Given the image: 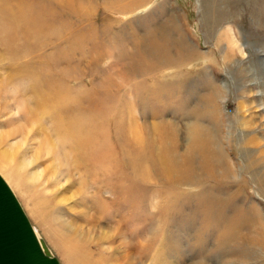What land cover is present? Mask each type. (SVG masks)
I'll return each mask as SVG.
<instances>
[{"label":"rangeland","instance_id":"obj_1","mask_svg":"<svg viewBox=\"0 0 264 264\" xmlns=\"http://www.w3.org/2000/svg\"><path fill=\"white\" fill-rule=\"evenodd\" d=\"M202 130L219 168L172 171ZM0 173L60 264H264V0H0Z\"/></svg>","mask_w":264,"mask_h":264},{"label":"bare ground","instance_id":"obj_2","mask_svg":"<svg viewBox=\"0 0 264 264\" xmlns=\"http://www.w3.org/2000/svg\"><path fill=\"white\" fill-rule=\"evenodd\" d=\"M25 20H27V19L25 18ZM158 44H159V46L157 47V51L158 52H161L162 53V52L167 51L166 50L167 48L165 47L166 46L165 45L166 42H163L161 44L158 43ZM144 53L147 54L148 52H145L144 51ZM149 54H151V53H149ZM54 94H55V92L45 93V95H49V98H46V99H50ZM61 121L63 122L64 119L61 120ZM61 125L63 126V128H61V130H66V133L65 134H62V136H61L62 143L64 142L65 139H67L69 137H73L74 135H77V133L79 132V130L75 126H73V125L72 126H70V125H67L66 126V124H61ZM191 127H192V125H191ZM93 130L94 129H92L91 126H86V127L83 128V130H82L83 133L81 135H86L87 137H92V135L94 134V131ZM204 130L199 131L202 134L196 135V137H193V139L190 138L192 140V142H191L190 146L188 148H186L187 151H186V153H184V157L183 158H181L180 157L181 155L177 153L178 150H176L177 149V147H176V140H175V143H174L173 146L168 145L166 140H165L164 143L162 142L161 147H160L161 148V152H162V154H160L162 161L164 162V158H165V163H166L167 160H168V158H169V156L171 155L170 163H167V164H169L170 167L173 168L172 171L173 170H176V171L179 170L180 169V165L184 162L185 164L181 165V167L182 168H185V169H183V170H186L187 171L185 173H190L194 169V164H193L194 163V161H193L194 153H197L198 151H202L203 157H204V164H206L207 167H210V169H214V168H217L218 169L219 168V163H218L219 161L217 160V158L215 159V154L217 153L216 150H215L216 149L215 148V144H214V142H212V140H209L210 139L209 138L210 135H207L208 133L205 132ZM129 133H130V135H132L129 138V139H131L129 141H132V142L134 141L137 144V146H136L137 149H136V151H134V152L137 153L136 156L137 155L142 156L144 154V151L147 148V145L144 143L145 142L144 141V138L145 137L143 135H141V132L138 130L137 125L135 127L132 125L131 126V131ZM189 133H190V129H189ZM194 134H196V133H194ZM191 135H192V133H191ZM193 136H195V135H193ZM63 138H65V139L63 140ZM172 140H174V139H172ZM170 142H171V139H170ZM94 145H95V142H94ZM74 146L75 147H71L70 149H71V151L77 152L78 151L77 149H80V148L83 147V143L82 142H77L76 144H74ZM89 146H93V145H89ZM151 146H153V145H151ZM150 148H151V150L153 152L156 151L157 149L159 150V147H156L155 146L154 148H152V147H150V144H149V148H147V149L150 150ZM132 151H129V152H132ZM132 154H133V152H132ZM33 159H35V158H33ZM185 165H187V166H185ZM177 167H179V168H177ZM74 168H75V171L78 172V171L82 170L83 166L80 163H76L74 165ZM175 168H177V169H175ZM214 171L215 170H213V172ZM61 172L62 171H60V174H61ZM60 174L59 173L56 174L57 178H59L61 176ZM0 175L3 177V175L1 173H0ZM62 175H63V173H62ZM184 177L187 178V175H185ZM4 180L7 182V180L5 178H4ZM183 180L184 179L180 180V182L183 181ZM50 182H52V181H50ZM7 184L9 185L8 182H7ZM62 186H65V183H61V181H59V186L55 189V191L60 190V188ZM9 187L11 188L10 185H9ZM11 190H12V188H11ZM53 197H55V195H53ZM70 198L67 197L64 200L65 202H67L69 204L68 206H70L71 205V202H73L72 199L70 200ZM59 200H61V199H59ZM73 200H74V198H73ZM57 207H58V210H59L60 207L58 205H57ZM135 207H137V206H135ZM35 209H36V211L38 213H41L43 216L45 215V211H44L43 207L40 204H38V205L36 204V208ZM61 209H62V207H61ZM136 209L137 208H135V211H136ZM70 211L74 215L76 214L74 212V209H73L72 206L70 208ZM123 220L126 221L125 219H123ZM64 222H65V220H64ZM64 222L61 223V221H60L61 226H53V229L60 235V237H58V238L62 242L63 247L65 246L64 248L66 250L67 256H68V254H71V253L73 255H77V253H79V251H80L81 254L82 253H86V254H89L92 257V255H93L94 252L90 251L91 249H89V251H87L85 249V248H87V247L90 246V243H89L90 241H89V238L86 237L87 235H86V232L84 231L83 227L80 226V225H78L77 223H72V222H70V223H68V222L67 223H64ZM34 230L36 231L37 236L38 237H41V235L38 234V232H37V230L35 228H34ZM103 234H105V233H103ZM90 237H94V236L91 235ZM144 246H146V245H144ZM141 247H143V246L141 245ZM146 247L149 248L148 246H146Z\"/></svg>","mask_w":264,"mask_h":264},{"label":"water","instance_id":"obj_3","mask_svg":"<svg viewBox=\"0 0 264 264\" xmlns=\"http://www.w3.org/2000/svg\"><path fill=\"white\" fill-rule=\"evenodd\" d=\"M0 264H60L1 175Z\"/></svg>","mask_w":264,"mask_h":264}]
</instances>
